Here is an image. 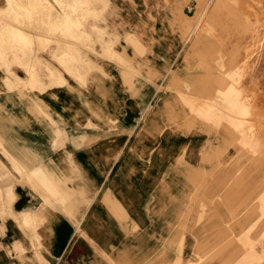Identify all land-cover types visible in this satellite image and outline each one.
<instances>
[{
  "label": "crops",
  "instance_id": "obj_1",
  "mask_svg": "<svg viewBox=\"0 0 264 264\" xmlns=\"http://www.w3.org/2000/svg\"><path fill=\"white\" fill-rule=\"evenodd\" d=\"M181 1L115 0V5L125 10L126 24L155 25L158 40L166 42L176 41L164 30L180 15ZM4 8L0 0V24L7 23ZM49 52L28 56L30 65L38 63L37 74H45L44 63L56 67ZM156 52L172 56L164 49ZM11 57L14 62L22 54L15 51ZM91 58L107 76L92 69L80 80L62 71L59 78H40L35 88L19 89L14 85L25 71L12 64L10 87L0 69V192L13 189L15 210L24 207L18 206L17 189L37 194L39 205L30 208L34 219L25 227L4 214L0 197V264H264L258 205L235 209L239 190L228 197L221 192L227 182L236 188L238 180L205 177L215 168L206 156L200 161L201 153L210 157L213 152L208 138L199 132L145 129L143 80L133 83L132 96L129 86L117 80L112 61ZM43 196L49 205L41 208ZM200 201L202 211L194 204Z\"/></svg>",
  "mask_w": 264,
  "mask_h": 264
},
{
  "label": "rangeland",
  "instance_id": "obj_2",
  "mask_svg": "<svg viewBox=\"0 0 264 264\" xmlns=\"http://www.w3.org/2000/svg\"><path fill=\"white\" fill-rule=\"evenodd\" d=\"M127 1L132 4L135 3V0ZM4 2L5 8L1 14H3L2 16L4 18L6 17L5 21L7 23L0 25V39L1 43L4 42L3 44H5L4 46H6V48L3 47V44L0 46L2 50L0 51V69H4L6 74L5 82L10 83V87H12L13 77V72L10 70L12 64L20 66L25 71V78L20 79L19 82L17 81V84L14 85L20 89L35 88L38 85L40 78H59L62 71H65L72 77H79L78 79L86 77L88 74L87 71L89 72L92 69H95L101 73L102 76H107V73L102 68V65L98 64L96 59L91 58L92 55L99 56L100 60H110L116 65L117 80L119 79L125 85L129 86L128 92L132 96H136V91L132 89L133 83L140 79L143 80L144 94L154 93L156 91V85L159 84L160 87L157 89L158 91L156 92L155 98L159 97L165 91L170 90L169 86H171L172 91L174 90L173 92L176 95L177 101H175L174 106L181 109L183 113L182 116H171V119H168L167 122L170 121L169 123H171L173 120V124L175 123L182 128L184 127L178 131H181V133L185 135H188L192 132L201 133L203 136L209 139L206 144H210L213 147V152L210 155L212 157H209V155H205L204 153L200 154V161H204V157L206 156L208 158L214 159V161L213 159L209 160L210 162H215V168L212 170H207L205 177L214 178L223 176L222 178L231 181V177L233 178L235 176L233 179H239V183L237 182L235 187L239 190V196L241 195L242 199L238 197L237 201H234V208L237 210L246 209L248 204L251 207L258 205V202L260 203L261 200L260 198H262L264 202V163L262 162L264 160V144L262 145V143H264V131H262L264 129V83L261 82V80L263 81L264 79V73L262 72L264 70V64H262L264 63V0H220L219 2L218 0H182L180 3V8L178 9L180 15H176L173 24L168 26L167 30H164V33L170 34L176 39V41L166 42H161L158 40L157 29L155 25L144 24L143 26L132 27L126 24L124 20V13L126 12L115 5V0H47L46 3H44L42 0H4ZM22 2L25 4V6L21 4ZM33 3L36 6H34V10L37 11L38 9V13L32 10ZM183 7L186 9L184 14H182ZM76 14H79L78 17ZM47 16H50L51 18H48ZM52 18H55V20ZM190 20L192 23H190ZM46 22H48V24H46ZM56 22L59 23L58 27ZM25 25L27 28L24 27ZM199 25L201 26L199 27ZM4 26L6 27L5 29ZM7 26L9 28H7ZM56 28H58V31ZM17 29H19V31ZM10 30L13 32H10ZM17 33L20 35L21 39ZM6 34L9 36L11 34L9 40L12 38L13 40H10L12 42L8 40V35ZM5 38L6 40H4ZM59 43L60 48L58 46ZM6 44L10 45L7 46ZM246 47L248 49H246ZM157 49H164L172 56L158 57L156 52ZM241 49H243V51L246 49V54ZM47 50L50 51L49 56H51V60L56 66L53 67L56 70L54 71V68L52 69V67L48 68L49 64L44 63L42 67L45 69V74H37L35 72V66H38V63L33 62L30 65L31 61H28V56L34 52L37 54ZM15 51H19L22 54V57L13 62L11 54ZM240 51L243 53L241 54ZM239 53L241 55H239ZM239 56H242L243 58ZM250 56H252L251 58L254 62L257 61L256 64L258 65L252 61ZM245 59L248 60L244 64L242 61H245ZM93 60L94 63L92 62ZM249 60L251 62H248ZM246 64H249V69L248 65ZM253 64L255 65L250 66ZM177 66H180L184 69H188L190 67V71L183 74L185 76V81L184 79L179 80L178 78L174 77V70H176ZM256 66L259 71L256 70ZM76 67H79V70ZM72 68L76 70L73 69V71L71 70ZM253 72H256L255 76L257 80ZM258 76L262 77L263 79ZM229 79H231V83L229 82ZM179 85H181V88ZM177 87L181 90H179ZM230 87L232 90L238 92V96L235 98V100L245 104L247 113L246 115H234L227 118H245L244 121H248L250 124L252 122L254 125L249 124L250 127H244L250 128V132L246 129L238 132L237 129L233 128L227 123L212 127L206 124V122H202L201 120H198L194 117L193 107L196 109L200 102L208 100V97L211 96L209 95L211 92L213 93L218 89L226 90ZM182 89L184 91H182ZM240 93L241 95H239ZM180 94L182 97L179 96ZM186 96L192 98H187ZM239 97L240 101L238 100ZM150 109V107H143V121L147 118ZM243 115L245 117H243ZM176 116L177 118H173ZM255 117L257 119H255ZM252 128L256 129V132L255 130L252 131ZM164 129H170V126L162 128V131H164ZM248 132L249 134H247ZM251 132H253L254 136ZM259 132L263 135L261 134L260 136ZM235 133L237 134L235 135ZM256 133H258L257 137H255ZM258 135L259 138L263 137V141L261 140V147H263L261 151L259 145L260 140H257L259 139ZM248 136L250 137L248 138ZM252 137L254 140H251ZM242 138H245L249 144H242ZM235 143H237L238 146H236ZM258 146L259 149H257ZM217 148L220 152L217 151ZM221 148H223V151ZM214 150L217 153H214ZM242 150L243 153H241ZM257 150L259 151L257 152ZM261 155L263 157H261ZM219 161L222 164H220ZM244 162L247 163L248 166ZM260 162L263 165H261ZM239 166L242 168L240 169ZM240 181H242V183H240ZM255 182H257V184ZM31 187L38 192V186V188L35 186ZM8 188L11 189L14 194V201L17 195L14 193L11 187ZM197 188L201 189V193L203 192L204 187L202 185L199 187L197 185ZM25 192L27 193L28 190L26 189ZM17 193L20 194L18 191ZM26 193L25 195H27L30 201L23 203L22 206L27 204L28 207L30 206L29 208L34 206L38 207V195L36 194L32 196L29 192L27 194ZM259 194L261 195L259 196ZM0 197L3 199L2 206L8 203L10 197L5 187L3 188L2 195L0 193ZM19 197L21 198V195ZM246 197L247 199H250L249 202H247ZM45 205H49V201L45 198V196H43V204L41 205V208ZM197 206L201 211L205 209L203 202H197ZM25 207L27 206L25 205L20 210ZM33 219H24V221L17 220V222H23V226L28 227V225L25 224ZM263 224L264 223L261 224L260 229L261 236L264 228Z\"/></svg>",
  "mask_w": 264,
  "mask_h": 264
},
{
  "label": "bare ground",
  "instance_id": "obj_3",
  "mask_svg": "<svg viewBox=\"0 0 264 264\" xmlns=\"http://www.w3.org/2000/svg\"><path fill=\"white\" fill-rule=\"evenodd\" d=\"M41 1V0H40ZM44 3H46V1L47 0H42ZM220 0H218V2H219ZM32 2H34V1H32ZM70 2V1H69ZM72 2V1H71ZM77 2V1H76ZM25 3H26V1H25ZM34 3H36V2H34ZM34 3H33V7H32V10H34ZM21 4H23V2L21 3ZM37 4H38V1H37ZM36 4V5H37ZM77 4H79V3H77ZM76 4V5H77ZM24 6H25V4H23ZM29 5V4H28ZM32 5V4H31ZM15 6V5H14ZM73 6V5H72ZM79 6V5H78ZM23 7V6H22ZM36 7V6H35ZM42 7V6H41ZM243 7V6H242ZM30 8V7H29ZM42 8H44V7H42ZM78 8V7H77ZM80 8V7H79ZM218 8V7H217ZM29 10V9H28ZM47 10V9H46ZM46 10H44V11H46ZM84 10V9H83ZM82 10V11H83ZM35 11V10H34ZM55 11V10H54ZM69 11H70V9H69ZM86 11V10H85ZM84 11V12H85ZM204 11V10H203ZM35 12H37L38 13V9H37V11H35ZM73 12V11H72ZM45 13V12H44ZM88 13V12H87ZM91 13V12H90ZM202 13V12H201ZM214 13V12H213ZM33 14V13H32ZM40 14V13H39ZM72 14V13H71ZM204 14H205V12H204ZM3 15V14H2ZM77 15V14H76ZM79 15V14H78ZM78 15H77V17H78ZM81 15V14H80ZM83 15V14H82ZM196 15H197V13H196ZM195 15V16H196ZM4 16H5V14H4ZM51 16V15H50ZM50 16H47L48 18H51ZM75 16V15H74ZM89 16V15H88ZM8 17H10V16H8ZM69 17V16H68ZM6 18V17H5ZM4 18V19H5ZM199 18V17H198ZM34 19V18H33ZM44 19V18H43ZM53 19V18H52ZM64 19V18H63ZM83 19V18H82ZM192 19V18H191ZM8 20V19H7ZM53 20H55V18L53 19ZM61 20V19H60ZM66 20V19H65ZM71 20V19H70ZM205 20V19H204ZM8 21H10V20H8ZM20 21V20H19ZM52 21V20H51ZM68 21H69V19H68ZM82 21V20H81ZM203 21V20H202ZM83 22H84V20H83ZM82 22V23H83ZM189 22V21H188ZM194 22V21H193ZM200 22V21H199ZM35 23H36V21H35ZM45 23V22H44ZM57 23V27L59 26L58 24V22H56ZM63 23V22H62ZM190 23H192L191 22V20H190ZM204 23V22H203ZM19 24V23H18ZM43 24V23H42ZM46 24H48V22H46ZM52 24V23H51ZM84 24V23H83ZM198 24V23H197ZM202 24V23H201ZM1 25V24H0ZM186 25V24H185ZM196 25V24H195ZM22 26V25H21ZM30 26V25H29ZM31 26H32V23H31ZM197 26V25H196ZM201 25H199V27H200ZM24 27H26V25L24 26ZM36 27H37V24H36ZM80 27V26H79ZM195 27V26H194ZM2 28V27H1ZM6 27L4 26V29H5ZM7 28H9L8 26H7ZM27 28V27H26ZM40 28V27H39ZM49 28V27H48ZM94 28V27H93ZM30 29V28H29ZM31 29H32V27H31ZM37 29H38V27H37ZM58 28H56V30H57ZM197 29V28H196ZM2 30V29H1ZM16 30V29H15ZM18 31H19V29H17ZM44 30H45V28H44ZM44 30H42V31H44ZM52 30V29H51ZM6 31H7V29H6ZM12 30H10V32H11ZM13 31H14V28H13ZM12 31V32H13ZM37 31V30H36ZM49 31H50V29H49ZM58 31V30H57ZM200 31V30H199ZM2 32V31H1ZM55 32V31H54ZM196 32H197V30H196ZM6 33V32H5ZM4 33V34H5ZM14 33H15V31H14ZM19 33V32H18ZM17 33V34H18ZM43 33V32H42ZM52 33V32H51ZM61 33V32H60ZM3 34V33H2ZM1 34V35H2ZM45 34V33H44ZM48 34V33H47ZM50 34V33H49ZM74 34V33H73ZM6 35H8V34H6ZM19 35V34H18ZM17 35V36H18ZM10 36H11V34H10ZM9 35H8V40H9V37H10ZM16 36V35H15ZM216 37V36H215ZM19 38L21 39V37H20V35H19ZM12 39V38H11ZM10 39V40H11ZM17 39H18V37H17ZM24 39H25V37H24ZM4 40H6V38L4 39ZM3 40V41H4ZM9 40V41H10ZM13 40V39H12ZM19 40V39H18ZM69 40V39H68ZM2 41V42H3ZM10 42H12V41H10ZM0 43H1V39H0ZM4 43V42H3ZM3 43H1V45L0 46H2V44ZM6 43V42H5ZM8 44V43H7ZM6 44V45H7ZM12 44H14V43H12ZM62 44V43H61ZM5 44H3V47H5L6 48V46H4ZM10 45V44H9ZM9 45H7V46H9ZM21 45V44H20ZM59 48H60V43H59ZM243 46V45H242ZM246 46V45H245ZM2 47V48H3ZM23 47V46H22ZM189 47V46H188ZM232 47V46H231ZM232 49V48H231ZM246 49H248L247 47H246ZM245 49V51H243V49H241L244 53L247 51ZM14 50V49H13ZM0 51H2L1 50V48H0ZM4 51H5V49H4ZM3 51V52H4ZM7 52V51H6ZM12 52V51H11ZM63 52V51H62ZM242 52V53H243ZM263 52V51H262ZM5 53V52H4ZM99 53V52H98ZM240 53H241V51H240ZM239 53V55H241ZM249 53V52H248ZM246 54V53H245ZM1 55V54H0ZM247 55H250V54H247ZM261 55V54H260ZM246 56V55H245ZM235 57V56H234ZM239 57H242V56H239ZM252 56H250V58H251ZM255 57H256V55H255ZM255 57H254V60H255ZM262 57V56H261ZM16 58V57H15ZM206 58V57H205ZM243 58V57H242ZM246 58H247V56H246ZM263 58V57H262ZM60 59V58H59ZM63 59V58H62ZM207 59V58H206ZM252 59V58H251ZM202 60V59H201ZM208 60V59H207ZM238 60H239V58H238ZM244 60V59H243ZM248 59H245V61H242L244 64H245V62L247 61ZM261 60V59H260ZM44 61V60H43ZM62 61V60H61ZM202 61H204V60H202ZM252 61H253V59H252ZM15 62V61H14ZM63 62H64V60H63ZM238 62V61H237ZM236 62V63H237ZM248 62H251L250 60L248 61ZM254 62V61H253ZM252 62V63H253ZM256 62L257 61H255L254 63L256 64ZM261 62V61H260ZM68 63V62H67ZM204 63V62H203ZM242 63V64H243ZM252 63H250V64H252ZM201 64V63H200ZM214 64V63H213ZM218 64V63H217ZM241 64V63H240ZM255 64H253V65H250V66H254ZM259 64H261V63H259ZM262 64H264V63H262ZM207 65H208V63H207ZM219 65H221V64H219ZM218 65V66H219ZM246 65H248V69H249V64H246ZM256 65H258V64H256ZM22 66V65H21ZM72 66V65H71ZM77 66V65H76ZM86 66V65H85ZM84 66V67H85ZM46 67H48V66H46ZM51 67V66H50ZM50 67H48V68H50ZM75 67V66H74ZM82 67V66H81ZM80 67V68H81ZM92 67V66H91ZM184 67V66H183ZM54 67H52V69H53ZM77 68V67H76ZM190 68V67H189ZM187 69V68H181L180 66H177L176 67V70H174L175 71V73H174V77H176V78H178L179 80H183L184 79V81H185V76L183 75L184 73H188L189 71H190V69ZM219 68V67H218ZM221 68V67H220ZM251 68H254V67H251ZM256 68H257V66H256ZM74 68H72L71 70H73ZM78 70H79V67L77 68ZM85 69V68H84ZM202 69V68H201ZM56 69L54 68V71H55ZM74 70H76V69H74ZM73 70V71H74ZM77 70V71H78ZM194 70V69H193ZM192 70V71H193ZM198 70V69H197ZM220 70V69H219ZM257 71H259L258 70V68L256 69ZM81 71V70H80ZM84 71V70H83ZM195 71V70H194ZM200 71V70H199ZM240 71H242V70H240ZM247 71V70H246ZM256 71V72H257ZM255 72V73H256ZM263 73H264V70L262 71ZM261 72V73H262ZM55 73V72H54ZM254 73V72H253ZM255 73H254V76H255ZM259 73V72H258ZM257 73V74H258ZM262 73V74H263ZM60 74V73H59ZM173 74V73H172ZM201 74V73H200ZM77 75V74H76ZM196 75H198V74H196ZM259 75V74H258ZM264 75V74H263ZM262 75V76H263ZM61 76V75H60ZM192 76H193V74H192ZM173 77V76H172ZM189 77H190V75H189ZM228 77H230V76H228ZM258 77H260V76H258ZM175 78V79H176ZM226 78V77H225ZM231 78V77H230ZM234 78V77H233ZM255 78H256V76H255ZM261 79H263L262 77H260ZM81 79V78H80ZM84 79V78H83ZM195 79V78H194ZM20 80V79H19ZM131 80V79H130ZM149 80V79H148ZM191 80V79H190ZM189 80V81H190ZM230 80L231 79H229V82H230ZM233 80V79H232ZM256 80H257V78H256ZM132 81V80H131ZM183 81V82H184ZM188 81V82H189ZM228 81V80H227ZM259 81V80H258ZM187 82V81H186ZM194 82H195V80H194ZM198 82V81H197ZM244 82H245V80H244ZM261 82H263L264 83V79H263V81L261 80ZM6 83V82H5ZM21 83V82H20ZM132 83V82H131ZM170 83V82H169ZM231 83V82H230ZM262 83V84H263ZM10 84V83H9ZM179 84V83H178ZM191 84H194V83H191ZM197 84V83H196ZM13 85V84H12ZM165 85H166V83H165ZM251 85V84H250ZM167 86V85H166ZM175 86H176V84H175ZM178 86V85H177ZM180 86V88H181V85H179ZM183 86V85H182ZM232 86V85H231ZM254 86V85H253ZM255 86H258V85H255ZM160 86H159V84H157L156 85V91L154 92V93H151V94H144L143 93V98H145L144 100H143V102L145 103V108L146 107H150L151 109H150V111H149V113H148V115H147V118H146V120H145V122H144V128L145 129H151V130H155V131H157V132H159L164 126L166 127V126H170V128L171 129H173V130H181V126H179V125H177V124H173L172 122H173V120H172V122L171 123H169V122H167V120L168 119H171V116H173V115H181L182 116V110L181 109H179L178 107H175L174 106V104H175V101H176V95H175V93L172 91V87L171 86H169V89L170 90H167V91H165L163 94H161L159 97H158V99L156 100V102L155 103H153L152 104V102H153V99L155 98V96H156V92L158 91L157 89L159 88ZM174 87V86H173ZM191 87V86H190ZM189 87V88H190ZM235 87V86H234ZM263 87H264V85H263ZM154 88H155V86H154ZM153 88V89H154ZM168 88V87H167ZM166 88V89H167ZM174 88H176V87H174ZM178 88V87H177ZM20 89V88H19ZM163 89H165V88H163ZM179 89V88H178ZM191 89V88H190ZM193 89V88H192ZM195 89V88H194ZM179 90H181V89H179ZM263 90V89H262ZM262 90H260V91H262ZM19 91V90H18ZM182 91H184L183 89H182ZM185 91H186V89H185ZM176 92H178V91H176ZM187 92V91H186ZM183 94V93H182ZM201 94V93H200ZM255 94V93H254ZM261 94V93H260ZM209 95H211V96H209ZM208 96V100H206V101H204V102H200V104L198 105V107L195 109L193 106V114H194V117L195 118H197L198 120H201L202 122L204 121V122H206V124H208L209 126H212V127H216V126H218V125H220V124H225V123H227L228 125H231L233 128H235V129H237L238 130V132L239 131H242L243 129H246V130H248L249 131V129L250 128H244V127H250L249 126V124H250V122H248V121H244V119L245 118H243V117H245L244 115H246V113H247V111H246V108H245V104H243V102L242 103H240V102H238V101H236L235 100V98L238 96V92L237 91H234V90H232V88L230 87V88H227L226 90L224 89V90H220V89H218V90H216L215 92H211L210 94H209ZM239 95H241V93L239 94ZM180 97H182V95L180 94L179 95ZM183 97H185V96H183ZM187 97V96H186ZM197 97V96H196ZM187 98H192V97H187ZM180 99H182V98H180ZM184 99V98H183ZM196 99H198V98H196ZM195 99V101L197 102V100ZM202 99V98H201ZM186 100H188V99H186ZM190 100V99H189ZM199 100V99H198ZM239 101H240V97H239V99H238ZM243 100V99H242ZM250 100V99H249ZM194 101V100H193ZM201 101V100H200ZM244 101V100H243ZM247 101H248V99H247ZM264 101V100H263ZM177 102V101H176ZM181 102V101H180ZM196 102H194V103H196ZM191 103V102H190ZM246 103V102H245ZM252 103V102H251ZM182 104V103H181ZM187 104V103H186ZM185 104V105H186ZM260 104V103H259ZM183 105V104H182ZM197 106V105H196ZM261 106V105H260ZM263 106V105H262ZM264 107V106H263ZM181 108V107H180ZM260 108H262V107H260ZM185 109H186V107H185ZM258 111H260V110H258ZM186 113V112H185ZM192 113V112H191ZM242 114H244L243 115V117H241V118H243V119H240V118H236V119H230V118H227V117H230V116H236V115H242ZM226 116V117H225ZM154 118H159V119H162V122H161V124H159V123H152V122H150V120H152V119H154ZM173 118H177V116L176 117H173ZM247 118V117H246ZM249 118H252V117H249ZM254 118V117H253ZM262 118V117H261ZM255 119H257L256 117H255ZM258 119H259V117H258ZM133 120V119H132ZM262 120V119H261ZM263 122V121H262ZM179 124V123H178ZM226 124V125H227ZM251 124L252 125H254L252 122H251ZM250 124V125H251ZM184 128V127H183ZM182 128V129H183ZM255 128V127H254ZM254 128H252V131L253 130H255V132H256V129H254ZM261 128V127H260ZM218 130V129H217ZM236 130V131H237ZM245 130V131H246ZM250 131H251V129H250ZM249 131V132H250ZM259 131V130H258ZM262 131H264V129L262 130ZM181 132V131H180ZM249 132L247 133V134H249ZM260 132H261V130H260ZM259 132V134H260V136H261V134L262 133H260ZM123 133V132H122ZM211 133H212V131H211ZM252 133V135L254 136V134H253V132H251ZM250 133V134H251ZM215 134V133H214ZM237 133H235V135H236ZM257 134L258 133H256L255 135V137H257ZM219 135V134H218ZM234 135V136H235ZM239 135V134H238ZM263 135V134H262ZM239 137V136H238ZM250 136H248V138H249ZM254 137V138H255ZM258 138H259V135H258ZM261 138V137H260ZM257 139L258 141L260 140V151H261V149L264 147V143H262V145H263V147H261V142L263 141V137L261 138V139ZM209 140V139H208ZM222 140V139H221ZM251 140H254L253 139V137L251 138ZM262 140V141H261ZM207 141V140H206ZM205 141V142H206ZM205 142H204V145H205ZM241 143L242 144H245V145H248L249 143H247V141H246V139L245 138H242L241 139ZM252 143V142H251ZM208 144H209V142H208ZM222 144V143H221ZM220 144V145H221ZM236 144V146H238V144L237 143H235ZM234 144V145H235ZM223 145V144H222ZM208 146V148H209V145H207ZM219 147V146H218ZM221 147V146H220ZM241 147V146H240ZM203 148V147H202ZM207 148V149H208ZM216 148V147H215ZM246 148V147H245ZM210 149V148H209ZM222 149V151H223V148H221ZM238 149V148H237ZM257 149H259V146L257 147ZM253 150H255V149H253ZM204 151H206V150H204ZM217 151L218 152H220L219 150H218V148H217ZM244 151H245V149H244ZM259 150H257V152H258ZM209 152H212V150L211 151H209ZM263 152V151H262ZM206 153V152H205ZM214 153H217L215 150H214ZM241 153H243V150H242V152ZM249 153H251V152H249ZM260 153V152H259ZM221 154V153H220ZM262 154V153H261ZM210 155H211V153H210ZM217 155V154H216ZM219 155V154H218ZM256 155V154H255ZM254 155V156H255ZM258 155V154H257ZM260 155V154H259ZM210 157H212V156H210ZM258 157V156H257ZM261 157H263L262 155H261ZM205 158V157H204ZM249 158V157H248ZM182 159V158H181ZM207 159H208V157L205 159L206 161H207ZM211 159H213V158H209V160H211ZM258 159V158H257ZM262 159V158H261ZM250 160V159H249ZM181 161V160H180ZM184 161V160H183ZM213 161H214V159H213ZM216 161H218V160H216ZM229 161V160H228ZM233 161H235V160H233ZM177 162V161H176ZM203 162V161H202ZM205 162V161H204ZM209 163H210V161H208ZM207 162V163H208ZM220 162V161H219ZM247 162V161H246ZM251 162H254V161H251ZM263 163H264V160L262 161ZM208 163V164H209ZM227 163V162H226ZM245 163V162H244ZM261 163V162H260ZM178 164H179V161H178ZM188 164V163H187ZM220 164H222L221 162H220ZM245 164H247V163H245ZM259 164V163H258ZM197 165V164H196ZM261 165H263L262 163H261ZM182 166H185L184 164L182 165ZM200 166V165H199ZM209 166H210V164H209ZM238 166V165H237ZM241 166V165H240ZM239 166V167H240ZM247 166H248V164H247ZM175 167V166H174ZM203 167V166H202ZM244 167V166H243ZM171 168V167H170ZM169 168V169H170ZM185 168V167H184ZM242 167H240V169H241ZM245 168V167H244ZM168 169V170H169ZM220 169V168H219ZM239 169V170H240ZM172 170H174L175 171V168L173 169L172 168ZM253 170V169H252ZM170 171V170H169ZM184 171V170H183ZM183 171H181V172H183ZM243 171V170H242ZM179 173V172H178ZM220 174V173H219ZM234 174H236V173H234ZM264 174V173H263ZM218 176V175H217ZM234 176V175H233ZM264 176V175H263ZM161 177V176H160ZM182 177V176H181ZM223 177V176H222ZM221 177V178H222ZM231 177V176H230ZM235 177V176H234ZM233 177V178H234ZM242 177V176H241ZM215 178V177H214ZM232 177H231V179H233ZM258 178V177H257ZM223 179V178H222ZM260 179H263V178H260ZM185 180V179H184ZM241 180H242V178H241ZM259 180V179H258ZM257 180V181H258ZM214 181V180H213ZM230 181V180H229ZM246 181H248V180H246ZM260 181V180H259ZM185 182H187V181H185ZM226 183V182H225ZM228 183V182H227ZM226 183V185L223 187V191L221 192V194H223V196H225V197H228V196H231V195H233L234 193L233 192H236V191H238V189L237 188H234V187H232V186H230V185H228L229 183H231V182H229L228 184ZM238 183H239V179H238ZM240 183H242V181H240ZM256 184H257V182H255ZM219 184V187H222V186H220V183H218ZM217 184V185H218ZM222 185V184H221ZM253 185V184H252ZM251 185V186H252ZM255 185V184H254ZM182 186H183V184H182ZM181 186V187H182ZM186 187V186H185ZM187 187H189V185L187 186ZM211 187V186H210ZM213 187V186H212ZM238 187V186H237ZM263 187V186H262ZM183 188V187H182ZM208 188V187H207ZM209 189V191H211L210 190V188H208ZM217 189V188H216ZM7 190V193L9 194V197H10V199H9V201H8V203H6L4 206H3V211L5 210V215H7V216H9V217H12L15 221H19V220H23L24 221V219H33L34 218V216H33V212L32 211H30L29 209V207L27 206V207H25V208H23L22 210H20V211H18V210H15V209H13L12 208V202H13V196H14V194H13V192H12V190L11 189H9V188H7L6 189ZM190 190V189H189ZM187 191V190H186ZM215 191V190H214ZM205 192V191H204ZM203 192V194H205ZM213 192V191H212ZM262 192V191H261ZM260 192V193H261ZM1 193V195H2V192H0ZM106 193V192H105ZM185 193V192H184ZM188 193V192H187ZM186 193V194H187ZM215 193V192H214ZM167 194H168V192H167ZM263 194V193H262ZM107 195V194H106ZM106 195H105V197H106ZM256 195V194H255ZM261 194H259V196H260ZM109 196V195H108ZM187 196V195H186ZM249 196V195H248ZM170 197V196H169ZM218 196H216V198H217ZM258 197V196H257ZM2 198V197H1ZM183 198V197H182ZM204 198V197H203ZM260 198V197H259ZM112 199V198H111ZM173 199H176V198H173ZM184 199H186V198H184ZM228 199H230V198H228ZM232 199V198H231ZM230 199V200H231ZM257 199V198H256ZM261 200H260V203L258 202V209H259V211H260V220H261V224L262 223H264V202H263V199L262 198H260ZM170 200H171V197H170ZM181 200V199H180ZM212 200V199H211ZM182 201V200H181ZM258 201H259V199H258ZM109 202V201H108ZM185 202H186V200H185ZM201 202V201H200ZM231 202V201H230ZM107 203V202H106ZM179 204V203H178ZM194 204H197V202L196 203H194ZM201 204V203H200ZM216 204V203H215ZM228 204H230L231 205V203H228ZM110 205H112V203L110 204ZM114 205V204H113ZM185 205V204H184ZM115 207H117V205H114ZM119 206V205H118ZM180 206V205H179ZM196 206V205H195ZM213 206V205H212ZM211 206V207H212ZM242 206H244V205H242ZM193 207H194V205H193ZM197 207V206H196ZM204 207H205V204H204ZM225 207V206H224ZM228 207H229V205H228ZM119 208V207H118ZM198 208V207H197ZM201 208H203V207H201ZM227 208V207H226ZM248 208V207H247ZM109 209V208H108ZM111 209V208H110ZM109 209V210H110ZM212 209V208H211ZM33 210V209H32ZM117 210H119V209H117ZM226 210V209H225ZM227 210H228V208H227ZM226 210V211H227ZM245 210H247L248 211V209H245ZM244 210V211H245ZM120 211V210H119ZM237 211V210H236ZM241 211V210H240ZM258 211V212H259ZM34 212H35V210H34ZM121 212V211H120ZM178 212V211H177ZM179 212H180V210H179ZM215 212V211H214ZM224 212V211H223ZM114 213V212H113ZM192 213H194V212H192ZM196 213V212H195ZM116 214H117V212H116ZM201 214V213H200ZM202 214H203V212H202ZM201 214V215H202ZM236 214H238L237 212H236ZM236 214H233V215H235V216H237ZM239 214H240V212H239ZM121 215V214H120ZM120 215H119V218H120ZM200 215V216H201ZM247 215V214H246ZM115 216H118V215H115ZM176 216V215H175ZM240 216V215H239ZM263 216V217H262ZM126 217V216H125ZM192 217V216H191ZM127 218V217H126ZM201 219H202V217H200ZM237 218L238 217H236V220H237ZM178 219V218H177ZM220 219H221V217H220ZM234 219V218H233ZM255 220V219H254ZM26 221V220H25ZM193 221H195V220H193ZM257 221V220H256ZM30 222V221H29ZM28 222V223H29ZM132 222V221H131ZM165 222H167L166 220H165ZM187 222V221H186ZM202 222H203V220H202ZM201 222V223H202ZM223 222H225V221H223ZM233 222V221H232ZM21 223V222H20ZM23 223V222H22ZM197 223V222H196ZM27 224V223H26ZM73 224V223H72ZM75 224V223H74ZM73 224V225H74ZM188 224V223H187ZM186 224V225H187ZM193 224V223H192ZM223 224V223H222ZM234 224V223H233ZM249 224H251V223H249ZM254 224V223H253ZM167 225H169V224H167ZM227 225V224H226ZM188 226H190V225H188ZM220 226V225H219ZM231 226V225H230ZM217 227V226H216ZM225 227H227V226H225ZM250 227H252V226H250ZM250 227L248 228V229H250ZM185 228V227H184ZM186 228H187V226H186ZM189 228V227H188ZM187 228V229H188ZM196 228V227H195ZM246 228V227H245ZM134 229V228H133ZM174 229V228H173ZM193 229V228H192ZM212 229H214V228H212ZM218 229V228H217ZM264 229V228H263ZM132 230V229H131ZM171 230V229H170ZM244 230V229H243ZM251 230V229H250ZM193 231V230H192ZM222 231V230H221ZM247 231H249V230H247ZM264 231V230H263ZM262 231V232H263ZM208 232V231H207ZM218 232V231H217ZM258 232V231H257ZM195 233V232H194ZM213 233V232H212ZM218 233H220V232H218ZM242 233V232H241ZM240 233V234H241ZM261 233V232H260ZM264 233V232H263ZM172 234V233H171ZM215 234V233H214ZM213 234V235H214ZM212 235V236H213ZM219 235V234H218ZM243 235H244V233H243ZM247 235H248V232H247ZM166 237V236H165ZM164 237V238H165ZM215 237V236H214ZM213 237V238H214ZM219 237V236H218ZM229 237V236H228ZM244 237V236H243ZM259 237H261V240L263 239V237H264V235L262 234V236H261V234H260V236ZM176 238V237H175ZM230 239H231V237H229ZM249 238V237H248ZM235 239V238H234ZM250 240H251V238H249ZM218 240V239H217ZM217 240H215V241H217ZM255 240V239H254ZM167 241V240H166ZM200 241V240H199ZM218 241H221V239L220 240H218ZM223 241H225V240H222V242ZM227 241V240H226ZM239 241V240H238ZM194 242V241H193ZM201 242V241H200ZM211 242V241H210ZM209 242V243H210ZM230 242V241H229ZM228 242V243H229ZM236 242V241H235ZM202 243V242H201ZM203 243H206L205 241L203 242ZM218 243H220V242H218ZM227 243V242H226ZM237 243V242H236ZM169 244H170V242H169ZM172 244V243H171ZM197 244H199L198 242H197ZM197 244H195V245H193V246H196ZM212 244V243H211ZM249 244V243H248ZM160 245H162V244H160ZM174 245H176V244H174ZM213 245H215V242L213 243ZM169 246V245H168ZM198 246V245H197ZM218 246H219V244H218ZM217 246V247H218ZM203 247V245L201 246V248ZM215 247V246H214ZM216 247V249H218ZM221 246H219V248H220ZM205 248V247H204ZM207 248H209V247H207ZM206 248V249H207ZM211 248V247H210ZM205 249V250H206ZM173 250V249H172ZM195 250V249H194ZM198 249H196L195 251H197ZM202 250V249H201ZM208 250V249H207ZM251 250H252V248H251ZM204 251V250H203ZM203 251H201L200 253H202ZM244 251V250H243ZM253 251V250H252ZM162 252V251H161ZM192 252H194V251H192ZM196 253V252H195ZM212 253V252H211ZM210 253V254H211ZM255 252L253 251V254H254ZM174 254V253H173ZM213 254V253H212ZM252 254V255H253ZM105 255V254H104ZM196 255V254H195ZM215 254H213L212 256H211V258L214 256ZM248 255H250V254H248ZM255 255V254H254ZM253 255V256H254ZM264 255V254H263ZM108 256V255H107ZM157 256V255H156ZM200 256V255H199ZM219 256V255H218ZM251 256V255H250ZM255 256H258V255H255ZM106 257V256H105ZM207 257V256H206ZM246 257V256H245ZM249 257V256H248ZM260 257V256H259ZM259 257H257L258 259H259ZM107 258V257H106ZM109 258V257H108ZM195 258V257H194ZM252 258V257H251ZM253 258H255V257H253ZM216 259V258H215ZM220 259V258H219ZM106 260V259H105ZM173 260V259H172ZM171 260V261H172ZM178 260V259H177ZM218 260V259H217ZM255 260V259H254ZM263 260H264V258H263ZM112 262H113V260H111ZM110 261V262H111ZM151 261V260H150ZM189 261H191V260H189ZM246 261H248V260H246ZM257 261V260H256ZM192 262V261H191ZM206 262V261H205ZM209 262V261H208ZM227 262V264H228V261H226ZM114 263V262H113ZM112 263V264H113ZM162 263V262H161ZM170 263V262H169ZM218 263V262H217ZM116 264V263H115ZM165 264V263H164ZM185 264V263H184ZM194 264V263H193ZM196 264V263H195ZM198 264V263H197ZM200 264H203V262H201ZM231 264V263H230ZM254 264V263H253Z\"/></svg>",
  "mask_w": 264,
  "mask_h": 264
},
{
  "label": "water",
  "instance_id": "obj_4",
  "mask_svg": "<svg viewBox=\"0 0 264 264\" xmlns=\"http://www.w3.org/2000/svg\"><path fill=\"white\" fill-rule=\"evenodd\" d=\"M17 191L21 195V200L18 201V206L21 207L23 205V203L27 202V195H25V191L23 189H18Z\"/></svg>",
  "mask_w": 264,
  "mask_h": 264
},
{
  "label": "built area",
  "instance_id": "obj_5",
  "mask_svg": "<svg viewBox=\"0 0 264 264\" xmlns=\"http://www.w3.org/2000/svg\"><path fill=\"white\" fill-rule=\"evenodd\" d=\"M27 201H30V200L28 199V197H27ZM25 205L28 206L27 204H25ZM25 205H24V206H25Z\"/></svg>",
  "mask_w": 264,
  "mask_h": 264
}]
</instances>
